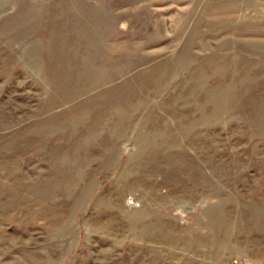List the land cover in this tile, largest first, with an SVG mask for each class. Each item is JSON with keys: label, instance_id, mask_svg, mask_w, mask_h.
I'll return each instance as SVG.
<instances>
[{"label": "rangeland", "instance_id": "1", "mask_svg": "<svg viewBox=\"0 0 264 264\" xmlns=\"http://www.w3.org/2000/svg\"><path fill=\"white\" fill-rule=\"evenodd\" d=\"M0 264H264V0H0Z\"/></svg>", "mask_w": 264, "mask_h": 264}]
</instances>
